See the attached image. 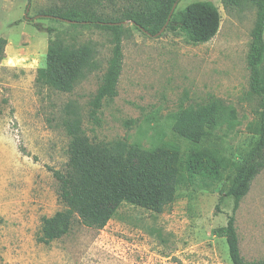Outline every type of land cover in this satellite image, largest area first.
Listing matches in <instances>:
<instances>
[{
  "label": "rangeland",
  "instance_id": "obj_1",
  "mask_svg": "<svg viewBox=\"0 0 264 264\" xmlns=\"http://www.w3.org/2000/svg\"><path fill=\"white\" fill-rule=\"evenodd\" d=\"M70 1L0 0V38L6 41L0 62V264H230L225 240L214 230L225 226L232 202L225 199L217 212L215 206L258 139L263 98L251 89L248 68L257 7L248 1L225 7L222 0H179L177 10L198 1L218 8L219 30L204 44L188 42L179 31L149 37L131 22L121 24L116 96L102 103L96 124L90 102L111 57L113 33L41 17ZM126 9L116 2L98 15L121 19ZM48 27L65 43L90 42L96 51L97 68L70 93L36 83L48 39L55 37L47 35ZM68 103L80 112L83 132L94 143L176 146L183 160L191 145L172 133L173 116L213 108L217 125L206 128L200 146L225 160L221 180L209 190L181 187L161 214L123 204L102 229L87 228L74 215L66 235L41 243L42 218L64 210L53 174L67 164L62 121ZM234 228L243 262L264 264V162L239 203Z\"/></svg>",
  "mask_w": 264,
  "mask_h": 264
},
{
  "label": "trees",
  "instance_id": "obj_2",
  "mask_svg": "<svg viewBox=\"0 0 264 264\" xmlns=\"http://www.w3.org/2000/svg\"><path fill=\"white\" fill-rule=\"evenodd\" d=\"M176 1L71 0V4L63 9L51 8L44 13L45 16L77 22L69 27H94L113 33L111 57L90 102L89 117L93 123H98L97 114L102 103L116 96L122 67L120 20L131 22L140 32L143 29L155 35L166 24ZM222 1L225 7L240 6L246 1L257 7L248 68L251 89L263 98L258 139L237 167L227 191L215 206L217 212L225 199L231 200V213L226 224L215 229L214 235L224 238L230 264H245L239 253L234 222L239 203L264 162V70L261 69L264 59V0ZM116 2H124L128 7L121 19H103L98 15L103 6H113ZM220 20L219 10L212 2L198 1L181 10L175 8L165 29L179 31L192 44H204L216 36ZM45 32L55 37L48 39L45 66L37 70L36 83L59 93H70L87 73L97 68L96 51L90 42L79 45L65 43L54 28L48 27ZM5 46V39L0 38V62L4 58ZM63 113L62 126L69 138L67 164L63 172L53 175L58 187V201L64 210L42 218L39 241L43 244H50L66 235L74 215L83 226L102 229L123 204L161 214L174 202L181 187L209 190L221 180L225 160L212 149L200 146L206 128L217 125L215 111L211 107L185 110L173 116L172 133L191 145L184 160L176 146L145 150L136 144L126 145L120 141L94 143L83 132L80 112L75 105L66 104Z\"/></svg>",
  "mask_w": 264,
  "mask_h": 264
},
{
  "label": "water",
  "instance_id": "obj_3",
  "mask_svg": "<svg viewBox=\"0 0 264 264\" xmlns=\"http://www.w3.org/2000/svg\"><path fill=\"white\" fill-rule=\"evenodd\" d=\"M178 1H179V0H177L176 3H174V5H173V7H172V11H171V13H170V16H171V14L173 13V11H174V9H175L176 4H177ZM29 8H30V6L27 5V7H26V14L29 12ZM170 16L168 17V20H167L166 24H165V25L159 30V32H157L155 35H151V34H149L148 32L144 31L143 29H140V30H141L145 35H147V36H149V37H158V36L164 31V29H165V27H166V25H167V23H168V21H169V19H170ZM41 17H46V18H50V19H57V20H60V21H62V22H65V23H67V24H74V23H77V22H74V21H69V20H65V19H61V18H54V17H52V16H41ZM36 18H38V17H36ZM27 19H28V17L25 15V20H27ZM127 22H129V21L123 22V23H121V24H126Z\"/></svg>",
  "mask_w": 264,
  "mask_h": 264
}]
</instances>
